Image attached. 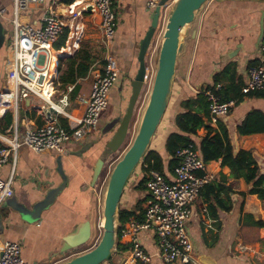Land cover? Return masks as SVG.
<instances>
[{"label":"crops","instance_id":"0c3cea01","mask_svg":"<svg viewBox=\"0 0 264 264\" xmlns=\"http://www.w3.org/2000/svg\"><path fill=\"white\" fill-rule=\"evenodd\" d=\"M66 1L28 2L26 8L19 12V19L38 27L50 8L54 11L63 9V17L67 21L71 17L70 9L75 8L79 12L80 16L72 21L79 24L80 33L76 39L69 27H66L68 35L63 52L68 57L78 50H87L92 62L88 73L77 80L75 96H69L71 90L63 91L67 93L69 101L66 111L72 116L80 117L84 112V104L79 99L88 96L94 76L102 68L105 47L97 14L84 9L80 0H71L70 4ZM0 6L5 9L0 20L6 40L12 34L13 0H0ZM112 8L116 14V29L109 48L117 61L119 72L109 93L108 108L105 111L108 120L113 115L110 107L120 102L119 95L130 92L129 78L134 76L138 68L139 41L153 14L146 7V0H113ZM263 21L264 0H208L205 3L188 30L184 52L178 59L170 104L165 113L167 120L163 117L154 134V146L151 149L162 150L167 136L176 129L174 117L183 111L180 105L182 100L220 84L229 100L234 101L227 115L220 119L227 129L233 149L252 150L261 172L264 173V132L242 135L237 131V126L250 111L260 110L264 113V89L250 94L241 92L247 78V68L257 61L260 53L261 39L259 43L257 40ZM81 35L84 37V46L79 43ZM157 44L154 40L145 55L146 70L149 72L153 70ZM5 60L6 50L3 48L0 52V87L4 83ZM57 65L58 59L55 63ZM221 72L223 78L213 84L214 76ZM58 98L59 95L52 97L53 100ZM28 103L25 102L18 114L20 128L35 126L43 121L41 108L33 106H41L43 103L34 100H31L30 106ZM100 117H103L102 114ZM60 119L67 123L65 117ZM209 125L213 130L217 129V123ZM9 129L10 126L0 134L7 133ZM205 133L201 129L197 136ZM111 134H103L97 126L96 130L81 141L66 143L60 154L35 153L24 147L18 151L13 169V195L0 206V246L3 241L19 242L21 256L27 264H61L89 249L84 244L65 253L60 252L63 237L85 222L90 225L89 241L98 235L102 200L97 188L90 185V179L93 164L103 143ZM195 140L200 139L196 137ZM0 146H3L1 141ZM12 166L10 159L1 166L0 178H6L12 171ZM220 172L228 177L226 185L233 189L232 207L227 212L219 210L216 221L206 215V203L201 196L194 201L192 216L187 224L194 246V264H201L200 259L210 264H264V226L251 224L253 220L264 221V201L256 194L248 193L249 186L243 179L230 177V169L221 167L220 161L206 164L205 173L210 177L208 181L218 177ZM165 175L172 178V173ZM130 188V193L123 195L120 208L132 210L138 200L148 198L147 190L141 191L133 186ZM47 198V204L33 213V206ZM13 204L18 207L26 206L28 211L21 214L13 208ZM245 215L251 216L250 220L245 219ZM140 240L144 250L152 255L150 262L146 264H166L157 257L155 238L149 231L141 232ZM121 258L120 253H117L113 260L119 261ZM126 264L133 263L128 261Z\"/></svg>","mask_w":264,"mask_h":264},{"label":"built area","instance_id":"2783aa9c","mask_svg":"<svg viewBox=\"0 0 264 264\" xmlns=\"http://www.w3.org/2000/svg\"><path fill=\"white\" fill-rule=\"evenodd\" d=\"M42 1L13 0L12 34L5 40L4 83L0 87V117L6 112H11L13 121L8 132L0 134V141L3 143V146H0V167L9 159L13 166L6 178H0V206L13 195V169L18 151L24 147L35 153L60 154L66 143L81 141L87 137L97 129L100 116L109 103L110 90L118 78L117 61L109 48L116 29L113 0H80L84 9L91 5V11L98 16L105 47L103 65L94 76L88 96L79 99L84 104V112L80 117L72 116L66 111L69 101L67 93L63 90L57 100L52 99L55 90H58L54 84L57 79V66H52V54L59 59L64 53L63 47L55 49L53 44L65 27H69L72 36L78 38L81 28L72 20L80 14L75 8L70 9L71 17L67 21L63 14L59 16L50 8L38 27L23 23L19 19V12L26 8L28 2ZM158 2L159 0H146V7L153 11ZM168 6L169 4L164 6V11ZM4 12L5 9L0 6V16ZM259 51L256 63L247 68V78L241 87L243 94L264 89V32ZM151 75L152 71L146 70V84H149ZM48 87L50 92L46 95L45 89ZM71 88V85L67 86L66 91ZM219 88L220 84L215 86V89ZM203 92L209 102V123H217L227 115L234 101L222 102L212 89ZM31 100L43 103L41 106L33 105L41 108L43 121L35 126L26 125L20 128L17 122L18 114L24 108L25 102H29L30 106ZM49 106L53 108L54 113L47 117L44 110ZM63 117L67 120V126L60 123V118ZM175 156L177 163L171 179L155 170L144 173L149 197L146 200L143 219L120 224L118 235L122 240H129L131 243L129 249L118 252L125 259V263L150 262L152 255L144 250L140 240V233L143 231H149L154 236L156 255L164 263H196L187 224L192 216L193 203L210 177L205 173L206 163L194 142L182 146ZM200 172L202 175L198 174ZM95 187L100 195L97 183ZM98 227L101 228V218ZM0 264H27L21 256L19 242L1 243Z\"/></svg>","mask_w":264,"mask_h":264},{"label":"water","instance_id":"95a60500","mask_svg":"<svg viewBox=\"0 0 264 264\" xmlns=\"http://www.w3.org/2000/svg\"><path fill=\"white\" fill-rule=\"evenodd\" d=\"M208 0H159L154 8L152 18L143 37L139 41L137 53L138 68L132 78H129L130 92L124 112L121 116L114 115L101 131L103 134L112 133L103 143L102 150L92 168L90 185L97 183L108 157L117 151L127 137L135 105L145 85L146 73L145 55L151 43L156 40L157 48L151 79L149 82L148 97L141 115L136 134L122 156L112 166L103 191L101 201V234L93 247L76 254L61 264H126L122 257L114 261L117 254L116 246L119 238V209L127 183L133 176L137 166L142 163L146 153L151 150L154 134L159 127L169 106L172 88L176 76L178 59L185 49V40L197 15ZM169 4L164 11V6ZM91 11V5L86 8ZM57 15L63 14V9L55 10ZM263 25L257 40L263 36ZM5 47L4 26L0 20V52ZM66 53L60 55L65 57ZM123 89V86H122ZM47 117L54 113L52 107L45 108ZM107 127V128H106ZM107 136H101L105 138ZM45 199L33 206V213L40 211L48 202ZM19 213L26 214L25 207L12 205ZM90 225L85 222L71 234L63 237L60 252L65 253L73 248L87 244L90 240ZM201 264H210L200 259ZM137 264V263H133Z\"/></svg>","mask_w":264,"mask_h":264},{"label":"trees","instance_id":"16d2710c","mask_svg":"<svg viewBox=\"0 0 264 264\" xmlns=\"http://www.w3.org/2000/svg\"><path fill=\"white\" fill-rule=\"evenodd\" d=\"M66 3L70 4L72 1L67 0ZM67 35L68 28L65 27L53 47L55 49L63 47ZM91 62L92 58L87 50H78L72 56L60 57L57 65L58 75L54 83L55 88L66 91L67 86L73 85L69 96L74 97L78 86L77 80L88 73ZM254 63L256 61L252 64ZM222 78V72L216 74L213 78V84H217ZM208 89H212L222 102L230 101L229 97L226 96L227 92L222 88L215 89V85H213ZM250 93L252 92L247 94ZM180 105L183 111L177 113L174 117L176 129L167 136L162 150L151 149L146 153L140 164V176L132 182L133 188L136 187L141 191L147 190V178L144 173L150 170L158 171L164 175L172 173L177 163L176 152L187 143L194 142L206 164L211 161H220L221 167L226 166L230 169V177L243 179L249 186L248 193L256 194L261 201H264V173L261 172L252 150L239 149L234 151L227 129L220 121L217 122V129L213 130L210 127L208 118L209 102L204 92L196 93L194 96L182 100ZM12 121L13 114L6 112L0 118V132L9 127ZM60 123L67 126L66 121L63 119H60ZM201 129H204L206 133L197 136V132ZM237 131L242 135L264 132V113L260 110L250 111L242 123L237 126ZM196 137H199L200 140L196 141ZM167 156L168 159H166ZM198 174L202 175L201 172ZM227 179L228 177L220 172L218 177L204 183L199 191V196L206 203V215L216 221L218 220L217 213L219 210L227 212L232 207L231 193L233 189L230 185H226ZM241 195H244V193H241ZM146 200L147 197L138 200L132 210L120 208V224H125L130 220L141 221L146 207ZM244 218L250 220L251 216L245 215ZM251 224L261 227L264 226V221L255 222L253 220ZM130 247V241L122 240L119 236L116 246L117 251H124Z\"/></svg>","mask_w":264,"mask_h":264},{"label":"rangeland","instance_id":"374dc122","mask_svg":"<svg viewBox=\"0 0 264 264\" xmlns=\"http://www.w3.org/2000/svg\"><path fill=\"white\" fill-rule=\"evenodd\" d=\"M82 36L83 35H81V38L79 40V43L81 45H83L85 43L83 41L84 37H82ZM60 91H61L60 89L55 90V95H59ZM148 91H149V85L145 83L143 90L141 91L140 96L138 98V101L135 105V109H134L133 117L131 119V123H130V127H129L127 137L124 140L123 144L119 147V149L117 151H115L114 153H112L108 157L107 162L105 163V166L103 167V170L99 176V179L97 180V187L100 190L101 200H102L103 191H104V188H105V185L107 182V178H108V175H109V172H110L112 166L122 156V154L126 151V149L129 147V145L131 144V142H132V140L136 134V131L138 129L139 122L141 119V115H142V112H143V109H144V106H145V103H146V100L148 97ZM128 95H129L128 92L124 93V95H121V94L119 95L118 98H119L120 102L113 105V107L112 106L110 107V109H112V112H111V114H113L112 116H114V115L121 116L122 115V113L124 112V108L126 106V103H127ZM107 108H108V106L103 111V113H102L103 117H100L99 122H98V128H100V130L105 128L106 124L108 123V118L105 117V115H106L105 111L107 110ZM166 116H167V114H165V116H164L165 121L167 120ZM152 146H154L153 142L151 143L150 148H152ZM139 175H140V165L137 166L135 172L133 173V176L130 178L129 182L127 183V186H126V189L124 192V196H126L127 194L130 193V190H131L130 187L132 186V182L134 179H137V177H139ZM100 218H101V216H100ZM100 234H101V230H99L98 235L95 237V239L89 241L85 247H88V248L93 247V245L96 244Z\"/></svg>","mask_w":264,"mask_h":264},{"label":"bare ground","instance_id":"6f19581e","mask_svg":"<svg viewBox=\"0 0 264 264\" xmlns=\"http://www.w3.org/2000/svg\"><path fill=\"white\" fill-rule=\"evenodd\" d=\"M53 55V58H52V66H55V63H56V56L54 55V54H52ZM50 92V88L48 87V88H46L45 89V93H46V95H48V93Z\"/></svg>","mask_w":264,"mask_h":264}]
</instances>
